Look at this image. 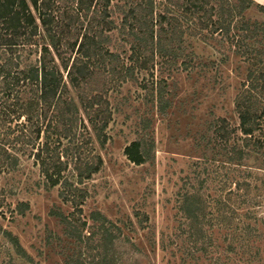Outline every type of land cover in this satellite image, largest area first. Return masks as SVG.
I'll list each match as a JSON object with an SVG mask.
<instances>
[{"label": "rangeland", "instance_id": "1", "mask_svg": "<svg viewBox=\"0 0 264 264\" xmlns=\"http://www.w3.org/2000/svg\"><path fill=\"white\" fill-rule=\"evenodd\" d=\"M156 11L162 12V5ZM120 17L114 8L113 20L118 22ZM244 19L260 27L251 28L256 38L241 36L230 44L222 34L186 37L191 62L183 65L187 57L179 58L170 70H162V55L143 47L146 66L135 64L129 74L119 70L120 66L113 72L110 66L97 68L90 81L77 89L68 87L63 99L77 106L69 136L82 144V157L98 170L79 184L70 178L78 191L66 200L60 197V192L68 191L63 185L45 187L33 160L22 157L18 171L0 181V191H6L4 198L0 194V264H264V201L249 211L263 219L255 226L259 241L249 253L228 254L223 241H201L187 250L181 236L184 219L179 193L184 188L190 190L197 175H207L204 167L213 170L221 183L223 174H216L225 172L226 153L217 146L221 139L212 124L222 117L230 127L238 126L235 96L250 83L251 70L254 75L258 71L253 58L247 59L240 48L264 51V0H252ZM105 34L109 51L120 52L124 64L130 65V44L122 41L117 31ZM80 37L74 32L68 41L80 42ZM64 53L69 67L75 54L71 48ZM25 56L27 51L0 48V64L8 57L18 62ZM38 56L39 52L30 54L29 61L36 62ZM162 79L167 82L171 104L164 113L156 101ZM92 97L96 102L87 114L84 103ZM260 101L256 100V105ZM95 116L98 127L102 126L100 132L88 121ZM235 134L240 135L236 130L229 143L236 140ZM134 140H141L149 149L147 160L139 165L124 154V148ZM68 141L62 138L59 149L71 147ZM259 157L252 153L244 164L262 168L260 194L264 199V160ZM73 166L69 162V169ZM211 180L207 192L220 184ZM18 202L28 208L16 211ZM236 246L237 252L248 249Z\"/></svg>", "mask_w": 264, "mask_h": 264}, {"label": "trees", "instance_id": "2", "mask_svg": "<svg viewBox=\"0 0 264 264\" xmlns=\"http://www.w3.org/2000/svg\"><path fill=\"white\" fill-rule=\"evenodd\" d=\"M114 1L0 0V48L6 52L27 51L23 60L14 62L8 57L0 64V181L17 172L22 157H28L38 167L42 184L47 188L63 185L68 191L60 192V197L68 200V196L73 197L78 191L69 179L79 184L98 170L93 162L82 157V144L75 143L74 137L69 136L77 106L72 100L63 99L68 87L77 89L90 81L97 68L110 66L113 72L120 66L119 70L129 74L135 64L146 66L143 65V47L162 55V70H170L179 58L192 55L187 51L186 37L222 34L233 44L237 37L256 38L251 28L260 29L256 23L251 25L244 19L252 0ZM157 4L162 5V12L156 11ZM114 8L121 14L118 22L112 18ZM112 31H117L121 40L130 44L127 57L130 65L124 64L120 52L106 47L109 36L105 33ZM74 32L81 34L80 42L68 41ZM70 48L75 56L68 67L64 52ZM240 51L247 59L253 58L258 71L254 75L251 70L250 83L235 96L238 126L230 127L222 117L212 124L216 137L221 139L217 146H222L226 153L222 167L225 172L216 174H223L221 183L214 177L213 170L204 167L207 175H197L196 183H190V190L184 188L179 193V211L184 219L181 236L187 250L201 241H223L228 254L241 256L249 253L250 247L259 241L255 226L263 219H256L249 211H255L264 201L260 194L262 168H253L244 162L252 153L264 160V51L246 46H241ZM34 52H39L36 62L29 61V55ZM189 58L182 64L187 65ZM169 93L167 82L162 79L156 99L162 113L171 105L167 98ZM95 99L92 97L84 103L85 113H91ZM256 100H261L258 105ZM88 121L93 130H102L96 116L89 117ZM236 130L240 135L235 134L236 140L229 143ZM62 138H69L72 146L59 149ZM148 152L141 140H134L124 148L127 159L137 165L147 160ZM69 162L74 164L72 169ZM210 179L212 183H220L213 190L209 187L213 194L207 192ZM5 192L0 191L3 198ZM27 208L26 203L18 202L15 210ZM11 241L19 248L15 238ZM236 245L248 249L237 252Z\"/></svg>", "mask_w": 264, "mask_h": 264}]
</instances>
